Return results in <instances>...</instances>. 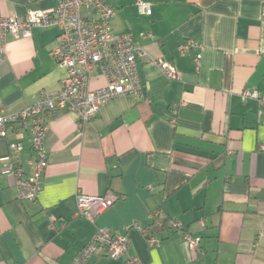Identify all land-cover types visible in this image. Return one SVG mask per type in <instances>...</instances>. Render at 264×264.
Returning <instances> with one entry per match:
<instances>
[{
	"label": "crops",
	"instance_id": "1",
	"mask_svg": "<svg viewBox=\"0 0 264 264\" xmlns=\"http://www.w3.org/2000/svg\"><path fill=\"white\" fill-rule=\"evenodd\" d=\"M112 30L144 49L141 98L119 97L78 127L72 113L47 117L48 163L33 203L20 202L1 159L17 142L0 137V264H71L97 230L127 235L141 264H264V0H105ZM59 0H0V17L28 9L52 12ZM140 4H148L143 14ZM56 28L30 38L6 35L0 61V112L15 114L53 93L66 75L51 52ZM188 40L196 51L181 52ZM158 63L174 67L168 79ZM104 84L97 71L94 88ZM257 97L242 99V92ZM21 168L31 173L26 122H18ZM119 197L91 224L75 217L76 195ZM160 210L199 239L193 253L183 232L141 229ZM203 223V224H202ZM85 264H126L105 253Z\"/></svg>",
	"mask_w": 264,
	"mask_h": 264
},
{
	"label": "built area",
	"instance_id": "2",
	"mask_svg": "<svg viewBox=\"0 0 264 264\" xmlns=\"http://www.w3.org/2000/svg\"><path fill=\"white\" fill-rule=\"evenodd\" d=\"M139 9L148 15V4H140ZM115 10L105 0H59L52 12L28 9L23 18L0 17V61L4 56L6 35L14 38H30L36 28H56L59 32L56 46L51 52L53 60L65 67L66 75L60 87L53 93L41 91L38 100L19 113L0 112V137L4 138L10 129L17 142L10 145L8 157L1 159L3 173L14 178L17 197L20 202L33 203L42 189V178L48 163L46 149V120L55 109L72 113L78 127L94 120L101 105L119 98H141L144 85L138 72L139 60L146 57L144 49L130 33L116 34L112 30ZM202 45L188 40L180 46L181 52L196 51L194 63L198 67ZM162 73L170 80L176 79L174 67L167 63L157 64ZM99 72L104 84L94 88L92 75ZM258 98L256 92H242V99ZM26 122L29 130L30 146L33 152L31 173L24 175L21 166L22 147L18 122ZM264 152V147H262ZM118 196L106 193L102 196L76 195L75 217H82L94 224L97 217L104 213ZM203 224V223H202ZM167 227L183 232L182 237L190 250L196 253L199 239L182 231L178 222L166 218L162 211L150 215V225L141 229L150 245L158 241L152 229ZM127 235H119L106 229L97 230L93 239L74 257L71 264H85L91 257L105 253L112 259L126 257V264H141L138 258L130 255Z\"/></svg>",
	"mask_w": 264,
	"mask_h": 264
},
{
	"label": "trees",
	"instance_id": "3",
	"mask_svg": "<svg viewBox=\"0 0 264 264\" xmlns=\"http://www.w3.org/2000/svg\"><path fill=\"white\" fill-rule=\"evenodd\" d=\"M167 227H162V228H160L159 230H164V229H166ZM168 229V228H167ZM154 233V232H153Z\"/></svg>",
	"mask_w": 264,
	"mask_h": 264
}]
</instances>
